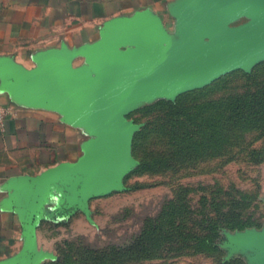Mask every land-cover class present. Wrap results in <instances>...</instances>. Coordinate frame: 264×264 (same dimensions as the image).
I'll use <instances>...</instances> for the list:
<instances>
[{
	"label": "rangeland",
	"instance_id": "obj_1",
	"mask_svg": "<svg viewBox=\"0 0 264 264\" xmlns=\"http://www.w3.org/2000/svg\"><path fill=\"white\" fill-rule=\"evenodd\" d=\"M123 117L128 159L53 177L20 264H264V57Z\"/></svg>",
	"mask_w": 264,
	"mask_h": 264
},
{
	"label": "crops",
	"instance_id": "obj_2",
	"mask_svg": "<svg viewBox=\"0 0 264 264\" xmlns=\"http://www.w3.org/2000/svg\"><path fill=\"white\" fill-rule=\"evenodd\" d=\"M229 0H0V264L26 257L38 179L63 164L113 160L123 135L104 102L116 56L145 48L169 63L202 57L250 29ZM126 77L123 97L149 82Z\"/></svg>",
	"mask_w": 264,
	"mask_h": 264
},
{
	"label": "water",
	"instance_id": "obj_3",
	"mask_svg": "<svg viewBox=\"0 0 264 264\" xmlns=\"http://www.w3.org/2000/svg\"><path fill=\"white\" fill-rule=\"evenodd\" d=\"M226 8L235 16L251 18V27L246 32L223 37L219 48L202 57H190L179 64L169 63L164 53L150 43L145 48L116 56L115 64L108 67L111 74L104 102L99 106L93 103L87 105L98 113L106 112L121 131L123 140L118 154L113 160L106 162L63 164L46 171L37 182L26 233L33 226L42 190L53 177L64 172L96 174L115 170L124 164L129 156L132 127L125 121L123 113L134 98L157 87H170L173 90L200 88L236 68L264 57V0H229ZM135 68L142 69L150 80L142 91L129 98L123 97L126 77Z\"/></svg>",
	"mask_w": 264,
	"mask_h": 264
},
{
	"label": "built area",
	"instance_id": "obj_4",
	"mask_svg": "<svg viewBox=\"0 0 264 264\" xmlns=\"http://www.w3.org/2000/svg\"><path fill=\"white\" fill-rule=\"evenodd\" d=\"M9 110L6 108L0 107V124L3 123L5 117L9 114Z\"/></svg>",
	"mask_w": 264,
	"mask_h": 264
}]
</instances>
